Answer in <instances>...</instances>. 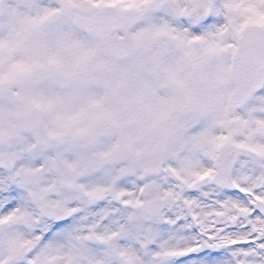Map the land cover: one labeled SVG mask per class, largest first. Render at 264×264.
<instances>
[{"label": "snow or ice", "instance_id": "6c2138e0", "mask_svg": "<svg viewBox=\"0 0 264 264\" xmlns=\"http://www.w3.org/2000/svg\"><path fill=\"white\" fill-rule=\"evenodd\" d=\"M0 264H264V0H0Z\"/></svg>", "mask_w": 264, "mask_h": 264}]
</instances>
